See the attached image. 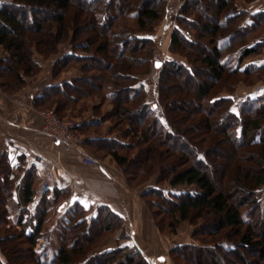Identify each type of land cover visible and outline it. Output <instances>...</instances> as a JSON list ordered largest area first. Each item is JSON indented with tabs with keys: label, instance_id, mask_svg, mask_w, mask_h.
<instances>
[{
	"label": "trees",
	"instance_id": "16d2710c",
	"mask_svg": "<svg viewBox=\"0 0 264 264\" xmlns=\"http://www.w3.org/2000/svg\"><path fill=\"white\" fill-rule=\"evenodd\" d=\"M253 1L243 0L245 5ZM236 2L183 1L170 51L187 62L174 58L161 63L157 98L149 101L142 77L150 75L159 62L157 43L149 36L163 22L168 0H0V86L4 92L22 90L40 72L35 54L50 58L65 44L70 54L57 60L54 77L71 63L81 75L46 88L38 98L40 107L56 106L63 115L70 106L100 94L106 86L113 87V109L107 118L115 119L109 132L116 138L86 139L84 145L102 150L106 144L133 189L136 179L157 176V186L143 189L142 198L159 231L165 235L149 197L159 200L162 214L170 215V229L183 221L195 226L191 242L170 251L176 264L180 256L190 264H264V204L258 197L259 188L264 187V90L236 105L235 87L225 96L212 93L224 80L264 72V63H252L261 54L264 38L245 41L247 34L264 25V9L249 13ZM201 76L203 81H199ZM181 92L189 97H182ZM202 113L203 117L196 118ZM105 120L101 117L88 126L98 128ZM84 128L77 130L83 133ZM143 144L146 147L132 157L130 152ZM26 164L24 155L17 156L15 165L7 155L0 161V226L20 228L17 235L7 233L0 238V264H149L126 243L87 256L96 238L111 235L124 220L106 205L98 206L96 215L89 218L80 204L75 205L74 220L65 228L61 251L45 262L49 247H41L39 241L50 201L44 197L31 209L36 169L26 171ZM13 166L25 173L21 186ZM165 182L172 189L197 188L169 195L160 188ZM16 189L21 190L22 207L11 225L9 202ZM243 208H248L245 215ZM90 233L95 237L81 242ZM21 240L28 251L17 258ZM247 255L253 260H247ZM83 256L87 257L80 260Z\"/></svg>",
	"mask_w": 264,
	"mask_h": 264
},
{
	"label": "crops",
	"instance_id": "0c3cea01",
	"mask_svg": "<svg viewBox=\"0 0 264 264\" xmlns=\"http://www.w3.org/2000/svg\"><path fill=\"white\" fill-rule=\"evenodd\" d=\"M183 1L168 0L163 22L156 32L149 36L156 43L161 42L169 47L172 31L177 26V14ZM69 54V50L61 51L54 58L43 60V64L38 62L41 65V72L34 78H29L22 90L6 93L0 89V161L2 156L7 155L9 162L15 165L17 156L24 155L27 162L25 170L36 169L33 183V189L36 192L34 207L46 197L49 200H57L59 203L57 211L62 215L70 209L72 212L75 205L80 204L86 209L93 208V216L96 215L98 206L106 205L122 217L123 226L115 230L104 241L98 252L110 251L115 249L118 243H126L139 250L149 264H173L170 251L178 245L190 243L191 238L187 235L177 237L162 234L142 198L143 189L131 188L123 172H119L99 159L100 166L85 163L82 160L83 151L88 157H96L89 150H84L82 143L77 149L56 144L41 129V112L46 107H40L38 98L42 96L46 88L71 82L73 78L80 76V73L73 69L74 71H63L62 74L60 73L61 76L59 74L54 77L55 63ZM166 56H171L169 51ZM256 60L259 59H253L252 62L256 63ZM262 60L257 64H263L264 57ZM150 75L142 77L147 93L149 90L144 80ZM247 96L249 95H243L238 101ZM148 100L153 101L149 97ZM85 115L88 117L78 123V129L85 126L88 127V129L84 128L85 130L94 131V128L88 125L101 117L88 111ZM102 125L99 128L101 135L92 132L90 135H84V140L116 138V135L108 134L107 123ZM12 171L19 173L17 185H23L25 173L20 172L18 166H13ZM38 191L41 193L38 194ZM11 200H15L16 208L20 211L22 207L20 189L13 192ZM33 206L31 209H34ZM11 217L12 214L10 219Z\"/></svg>",
	"mask_w": 264,
	"mask_h": 264
},
{
	"label": "rangeland",
	"instance_id": "374dc122",
	"mask_svg": "<svg viewBox=\"0 0 264 264\" xmlns=\"http://www.w3.org/2000/svg\"><path fill=\"white\" fill-rule=\"evenodd\" d=\"M261 3H264V0H254L253 2L246 4V5L243 2V0H237L236 5L239 8L245 9L246 7H249L250 5H257V4H261ZM160 25H158V26H160ZM158 26L155 28V32H156V29L158 28ZM188 38H192V34ZM262 38H264V25L259 26V28H257L255 31H252L249 34H247V36L245 37V41L258 40V39H262ZM65 45L61 46V51L65 52V50L70 49V48L66 49V47H68V46H65ZM156 49H157L158 60H159L158 66L157 65L154 66L151 75L147 76L146 79L144 80V82H145V84L149 90L148 97L150 98V100H155V98H157L156 86H157V82L159 79L160 66L162 65L161 63L165 62L166 60L167 61L173 60V55L171 54V51H170V45L168 47V45L166 46V44L163 45V44H161V42H158ZM167 51H169V53L171 54L172 57L166 56ZM2 55H3V52L0 53V58L2 57ZM54 57L55 56H52L50 58H54ZM263 57H264V47L262 48L261 54L259 56L255 57V59H259V60H256V63L263 61L262 60ZM50 58H44L43 56H40L39 54H35L36 61L40 62L42 64L44 62L43 60H47ZM174 58L180 62H185V63L187 62L186 59L181 57V56H174ZM252 63H255V62H252ZM199 65L200 64L198 63L197 66H199ZM73 69L77 70L81 75V70L78 69L76 67V65L73 63L67 65V67L64 70L69 72L70 70L74 71ZM40 72H41V70H40ZM38 74L34 75L32 78H34ZM61 74H60V76H61ZM2 81H3V78L0 77V83H3ZM199 81H203L202 76H201V78H199ZM234 84H236V85H234ZM263 85H264V72L262 71L259 73V76H249L246 79H244V78H242L241 75H237L232 79L229 78L227 80H224L223 82L217 84V86H215L213 88L212 93L216 94V93L220 92V93H222L223 96H225L228 94L226 92H228L229 90L233 89V87H235V90H234L235 92L233 94V98L235 100V105H236L239 102L238 101L239 98L242 97L243 95L245 96L247 94L249 96H258L259 94H262L263 93L262 91L264 90ZM0 89L3 90L1 86H0ZM113 91H114L113 87L106 86L101 91L100 94L94 95L93 97H90V98L83 99L80 103H76V104L70 106V108H68L65 112H63V115H60L57 112L56 106H50L48 108H44V110L42 112H46V111L47 112H54L61 120H64L66 122L77 125L76 128H73L72 132L78 136L79 140L81 141L80 143H82L81 144L82 148L84 150H89L92 153L96 152L95 157L97 159L101 160L103 163L104 162L107 163L110 167L111 166L114 167L119 172H123V170L120 169V167L117 165L115 160L109 154V151L107 148L108 146L106 144L102 147L103 148L102 150H94V149L84 145V141H85L84 135H90V134H92V132H95L96 134L101 135V131H100L101 129H99V128H101L103 125L99 126L98 128H95L94 131L93 130H86V131L84 130L82 133V132L77 130L78 129V123L81 120L86 119L85 117H88L85 115L86 111L93 113V114H96V115H98L104 119L106 117V120L104 121L103 124L107 123L109 126V129H111V126L115 122V119L107 118V116L109 115V113H111V110L113 109V103H112V100L110 98V94L113 93ZM180 95L182 97H185V96L189 97V94H187V93L181 92ZM222 95H220V96H222ZM57 100H58V98H56V101ZM203 105H205V104H203ZM203 116L204 115L202 113V114L198 115L196 118L203 117ZM41 129H42V125H41ZM86 129H88V127ZM108 130H107V132L109 135H114V134H110L111 131L109 132ZM102 136H103V134H102ZM132 144H133V139H132ZM143 147H146L145 144L141 145L139 148L137 146V148H134V150H132L130 152V155L132 157H135L138 154L139 149H142ZM156 179H157L156 175L152 176L151 178L140 177V178L136 179L134 181V183L131 184V186L135 187L134 189H144L145 190L148 187H151L152 185L157 186ZM160 188H162L163 191H165L169 195H180V194H185L187 192H194L197 187L196 186L183 185V186H179L177 188L172 189L169 187V184L167 182H165L164 184H162V186H160ZM259 191H260V193H259L258 197L264 204V187L259 188ZM40 193L41 192L38 191V194H40ZM43 200H44V198L42 199V201ZM49 201H50V205H49V208L45 209L46 212H45L43 225H42V234L43 235L39 241V243L41 244V247L43 245H48V247H49L47 249V252L43 256V260L47 263L51 262L54 258H56L58 253L61 251L62 247L64 246V237L66 235L65 228L70 222H73V220H74V218H73L74 217V213H73L74 209L72 210V212H70L71 211V209H70L62 215V214H59L57 211V209H58L57 207L59 204L57 202V200L56 199H50ZM148 201H152V204L155 205L156 208H154V209L157 211L158 219L162 221L164 233L166 236H177L178 237V236H184V235L186 236L187 235L191 238V233H193V231L195 229L194 225H192L188 221H183V222H180L179 224H177L174 230L170 229V227L168 225L173 220L171 219L169 214H162L163 213L162 211H164V209L161 208L162 206H161V203L159 202V200L156 199L155 197H149ZM44 205H45V203H44ZM45 208H46V206H45ZM167 208H169V207H167ZM9 209H10V215L12 214V217H13V218L11 217L12 220L10 219V224L11 223L13 224V222L17 221L18 212H19L18 208H16L15 200H10ZM165 209H166V207H165ZM87 210H88V212H86V216L90 218L94 214L93 210H89V209H87ZM247 211H248V208H243L241 210L243 215L247 214ZM96 213H97V211H96ZM261 224H262V226H264V220H262ZM7 233L17 235L18 233H20V228H18L16 226H11V229L8 230L6 226H4V227L0 226V238L1 237L4 238V235H6ZM109 236L110 235H104L100 238H96L97 242L94 245L90 246L89 250L91 252L87 256L91 255V253L95 252V250H96V254L100 253L98 251H100L101 245L104 243V241ZM93 237H95V235L90 233L84 239H82L81 242L84 243L85 241L92 239ZM18 242L21 243L22 240L18 241ZM18 250H19V255H16L17 258L21 257V256H25L26 252L28 251V247H27V245L23 244V242H22V244L20 245V248H18ZM87 256L80 257V260H84ZM181 257L182 256H180L178 259V264H190V263L184 262V259L183 258L181 259ZM247 260L252 261L253 257L250 255H247ZM18 261L20 262V260H18ZM172 262H173V264H176V263H174L173 260H172ZM258 264H260V262Z\"/></svg>",
	"mask_w": 264,
	"mask_h": 264
},
{
	"label": "built area",
	"instance_id": "2783aa9c",
	"mask_svg": "<svg viewBox=\"0 0 264 264\" xmlns=\"http://www.w3.org/2000/svg\"><path fill=\"white\" fill-rule=\"evenodd\" d=\"M262 9H264V3L246 7V10L249 13L257 12ZM183 33L187 37L191 36L188 30H184ZM158 116L163 118V114L161 113H158ZM41 117L42 131L56 144L64 145L74 149H77L80 146L81 141L79 140L78 136L72 132L73 128H76L77 125L61 120L54 112H42ZM82 160L91 166L101 165V162L98 159L88 157L84 151L82 152Z\"/></svg>",
	"mask_w": 264,
	"mask_h": 264
},
{
	"label": "water",
	"instance_id": "95a60500",
	"mask_svg": "<svg viewBox=\"0 0 264 264\" xmlns=\"http://www.w3.org/2000/svg\"><path fill=\"white\" fill-rule=\"evenodd\" d=\"M157 66H158V62H157V64H156Z\"/></svg>",
	"mask_w": 264,
	"mask_h": 264
}]
</instances>
